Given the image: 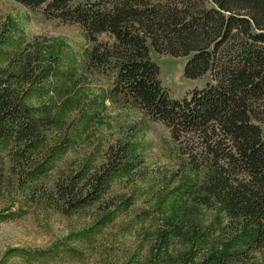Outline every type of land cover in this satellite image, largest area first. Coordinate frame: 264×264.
Returning <instances> with one entry per match:
<instances>
[{"label":"rangeland","instance_id":"rangeland-1","mask_svg":"<svg viewBox=\"0 0 264 264\" xmlns=\"http://www.w3.org/2000/svg\"><path fill=\"white\" fill-rule=\"evenodd\" d=\"M89 47L78 25L46 18L41 7L0 0V73L19 76L23 105L50 121L30 170V162L14 164L3 152L0 264H197L227 242L242 248L254 231L226 234L229 219L204 196L203 172L191 169L161 123L110 94L111 62L101 69L89 65ZM148 56L171 99L210 83L208 75L182 76L188 57L158 55L149 46ZM259 116L262 122H251L264 140ZM117 144L133 150L136 165L112 180L97 202L69 214L48 204L60 176L97 167L107 147ZM248 254L247 264H264V234Z\"/></svg>","mask_w":264,"mask_h":264},{"label":"trees","instance_id":"trees-1","mask_svg":"<svg viewBox=\"0 0 264 264\" xmlns=\"http://www.w3.org/2000/svg\"><path fill=\"white\" fill-rule=\"evenodd\" d=\"M9 1L78 25L90 44L89 65L111 62L110 94L161 123L191 169L203 172L204 196L229 219L226 234L254 231L242 248L227 242L197 264H247L264 234V140L251 122H262L264 114V0H95L73 7L70 0ZM148 46L158 55L188 57L182 76L208 75L210 83L187 98H169ZM21 95L19 76L0 73V185L3 152L14 164L30 162V170V156L50 125ZM133 153L127 144L108 146L97 167L60 176L48 204L64 214L91 206L112 180L133 170Z\"/></svg>","mask_w":264,"mask_h":264}]
</instances>
